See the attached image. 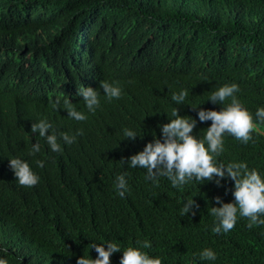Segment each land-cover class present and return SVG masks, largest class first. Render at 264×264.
Listing matches in <instances>:
<instances>
[{"label": "clouds", "instance_id": "clouds-1", "mask_svg": "<svg viewBox=\"0 0 264 264\" xmlns=\"http://www.w3.org/2000/svg\"><path fill=\"white\" fill-rule=\"evenodd\" d=\"M116 1L135 12L133 19L113 20L97 37L87 33L82 55L57 72L48 65L50 44H39L40 41L51 42L55 29L45 32L36 44L26 49L8 48L10 43L0 35V93L37 103L46 112V118L35 119L36 123L31 125L32 133H27V154L10 157L4 163L10 176L14 175L25 188L37 187L45 173L62 176L67 171L70 176L64 185L81 192L83 188L76 169L74 148L80 145L84 150L94 151L78 140L91 134V138L96 140L118 138L123 142L125 138L136 139L141 135L130 128L132 118L140 115L142 110L136 98L150 102L160 83L183 84L175 78L169 61L155 62L138 54L139 42L126 35L133 20L146 25V29L152 25L150 32L167 31L181 37L190 60L207 71L195 79V82L204 84L224 69L231 68L234 61L227 57L221 67L216 66L213 59L223 55L224 45L210 39L207 46L198 49L197 44L202 37L212 31L234 30L245 21L264 19V0H208L206 6H183L160 19L157 0ZM241 12L245 15H240ZM96 39H99V45ZM88 40L94 43L88 45ZM102 45L106 47L104 53L100 52ZM111 51L116 52L112 59L107 56ZM263 51L264 44L256 47V52ZM83 74L86 77H82ZM263 87L264 68L254 62L247 63L238 68L230 79L211 89L206 110L198 108L201 104L191 105L198 109L200 132L197 135L193 134L197 119L181 116L178 109L173 108L169 122L160 125L161 138L153 135L152 142L148 138L139 139L137 145L142 151L127 159V167L144 169L145 180L151 184L158 185L164 181L179 189L188 185H219L220 178L224 177L234 182V199L225 187L222 192H213V202L206 206L211 208L210 213L215 217L214 225L209 222L214 240L193 258L209 261L208 264L233 263L231 254L235 251L229 244V231L235 227L238 218L247 217L240 220L239 225L249 228L264 226V173L256 168L249 169L246 162L231 160L225 164L219 158L225 150L226 134L241 144L250 142L254 131L264 135V130L257 129L256 124L257 120L264 123V106L259 97L263 96ZM188 95L187 89H181L171 95V100L176 105H184ZM59 127L65 133L59 134ZM204 131L205 135L200 138ZM2 142L0 129V146ZM120 162L123 167L125 160L122 158ZM127 176L125 171L115 178L118 205L103 217L108 218L109 226L105 223L98 229L100 208L81 203L63 206L61 214L56 216L53 234L43 241L42 248L37 249L41 255L51 247L61 255L57 262L43 264H163L161 256L145 251L151 247L149 241L121 246L118 240L120 236H134L133 232L141 227L139 215L125 196L130 192ZM200 181L204 183L199 185ZM198 200L197 196L185 195L176 203L174 215L183 221L180 232L182 244L189 239L195 223L208 220L205 214L200 213V207L196 205ZM38 212V207L28 197L18 199L11 207L1 210L0 242L5 241L4 236H9V231L6 234L4 230L9 229L7 222L16 226L21 238L30 233L26 226L40 227ZM102 233L104 236H98ZM259 234L258 239L264 244V234L261 231ZM222 238L226 242L220 246ZM61 240L73 242L70 251L62 250ZM25 248L34 254L35 248L27 245ZM260 261H264V253H261ZM0 264L25 263L13 262L9 249L0 246Z\"/></svg>", "mask_w": 264, "mask_h": 264}, {"label": "trees", "instance_id": "trees-1", "mask_svg": "<svg viewBox=\"0 0 264 264\" xmlns=\"http://www.w3.org/2000/svg\"><path fill=\"white\" fill-rule=\"evenodd\" d=\"M157 1L160 5L157 6L159 19L183 6H206L208 3V0ZM135 15V12L116 0H0V35L10 43L8 48L26 49L36 44L45 32L55 29V36L51 42L40 41L39 44H50L51 58L48 65L53 72H57L66 67L70 61L82 55L85 47L83 45L84 37L87 33L97 37L113 20L133 19ZM240 15H245V13L241 12ZM145 26L133 20L126 33L127 36L139 42L138 54L155 62L169 61L173 65L175 78L183 84L160 83L154 99L150 102L141 97L136 98L142 105L140 115L131 120L130 128L141 135L136 139L125 138L123 142L118 138L96 140L91 138V134L85 138L88 139L85 145L87 149H92L94 152L84 150L79 147L80 145L74 148L77 155L76 169L83 188L81 192L64 185L65 179L70 176L67 171L62 176L45 173L35 188H25L16 181L14 175L10 176L4 167L7 157L27 154V133L28 128L30 131L32 125L30 119L46 118V112L40 109L37 103H28L15 95L0 93V129L2 132L4 131L3 142L0 146V211L11 207L14 201L23 197L30 198L32 202L36 200L34 204L39 209L37 217L40 227L26 226L30 233L24 238L19 236L16 227L10 233L12 223H7L9 236H4V239L7 240L0 242V245L4 246L5 243L13 262L43 264L58 261L61 254L51 247L41 255H36L29 252L24 245L36 249L42 248L43 241L53 234L56 216L61 214L62 208L66 204L81 203L102 209L98 216L101 220L98 221L97 227L99 229L105 223L109 226L108 218L104 219L103 217L113 212L118 205L119 195L115 190V178L126 171L130 192L125 196L132 202L139 215L141 227L139 231L133 232L135 235L132 237L120 236L118 240L121 246L136 245L137 241L147 240L151 247L145 251L161 256L163 264H193V259L202 264L209 263V261L193 257L214 240L209 231V222L212 225L215 222V217L210 213L211 208H200V213L205 214L208 220L202 219L195 223L192 226L189 239L183 244L180 241L183 221L174 215V209L182 196H197L199 200L208 196L211 201L212 193L222 192L225 187L230 197L234 199L232 195L234 182L230 178L224 177L220 178L219 185L208 183L203 186L188 185L179 189L164 181H160L158 185L151 184L145 180L146 171L142 173L144 169L127 167V159L142 151L141 147L137 145L139 139L148 138L152 142L153 135L161 138L160 125L169 122L168 117L171 118L170 114L173 108H177L178 114L181 116L187 115L197 119L196 127L193 129V134L197 135L200 132L198 109H193L191 105L201 104L198 108L206 110L211 89L230 79L238 68L247 63L254 62L257 66L264 68V51L256 52V47L264 44V19L259 22L245 21L234 30L212 31L202 37L197 44L198 49L207 46L210 39H215L224 45L223 55L213 59L216 66L221 67L227 61V57H232L234 61L231 68L224 69L212 81L204 84L195 82V79L199 75L207 74V71L190 60L185 42L181 37L171 35L167 31L150 32L152 25L147 26V29ZM148 36L151 39H146ZM95 42L100 44L99 39H96ZM90 43L93 44L94 41ZM105 48V45H102L100 52H106ZM107 56L112 59L116 57V52L111 51ZM89 71L91 72L92 69ZM181 89H187L189 95L184 105H176L171 100V95ZM262 90L263 96L259 97L264 106V87ZM4 119L6 120L4 121ZM27 121L30 122V125L27 124ZM256 124L257 129L264 130V123L257 120ZM62 130L61 127L58 128V132ZM205 133L206 131L201 132L200 138H203ZM37 137L40 139L39 135ZM252 137L253 139L247 144H241L235 142L233 136L226 134L224 137L225 150L220 154V160L225 164L231 160L243 161L247 163L249 169L256 168L264 173V135L254 131ZM122 158L125 160L123 167L120 162ZM3 173H6V176H3ZM7 176H10L9 179ZM203 183L204 181H200L199 185ZM15 186L23 189L21 193ZM90 197L92 198L90 199ZM208 204L209 201L200 205L206 207ZM185 218L187 221H192L191 218ZM238 222L239 220L235 227L229 231L230 239H234V242H229L235 251L234 254H231L232 264H264V261H260L261 253H264V244L260 241L257 242L258 237L255 239L250 237L252 232L259 234L260 229L239 225ZM238 226L243 230L251 231V234L241 235L242 231H237ZM98 236L102 237L104 233ZM61 241L62 250L70 251L73 242ZM225 242L226 239L222 238L219 245L221 246ZM78 245L79 243H77Z\"/></svg>", "mask_w": 264, "mask_h": 264}, {"label": "bare ground", "instance_id": "bare-ground-1", "mask_svg": "<svg viewBox=\"0 0 264 264\" xmlns=\"http://www.w3.org/2000/svg\"><path fill=\"white\" fill-rule=\"evenodd\" d=\"M71 56V55H70ZM75 56V55H74ZM69 57V56H68ZM72 57V56H71ZM70 61V60H69ZM61 65V64H60ZM81 68L82 67H80V70H81ZM90 72V71H89ZM84 77H86V75L84 76ZM68 93V92H67ZM67 93H65V94H67ZM138 100V99H137ZM141 101V100H140ZM23 105V104H22ZM27 107V106H26ZM23 113V112H22ZM21 114V113H20ZM56 114H57V112H56ZM26 119H27V116L25 117ZM21 119H23V118H21ZM28 119H29V117H28ZM27 124L28 125H30V122H28L27 121ZM5 128V127H4ZM5 130V129H4ZM14 130V129H13ZM6 131H7V128H6ZM29 132H31V129H30V131ZM28 132V133H29ZM3 133H4V131H3ZM60 133H65V131L64 130H62L61 132H59V134ZM7 134V133H6ZM16 134V133H15ZM8 135V134H7ZM11 135V134H10ZM19 136V135H18ZM6 137V136H5ZM7 137H9V136H7ZM11 137V136H10ZM14 138H15V136H14ZM88 139H83V140H78L79 142H82V143H85L86 141H87ZM9 141V140H8ZM7 141V142H8ZM16 142H17V140H15ZM11 142V141H10ZM13 143H14V141H13ZM10 144V143H9ZM16 145V144H15ZM12 146V145H11ZM83 146H85V145H83ZM15 147V146H14ZM70 147H74L73 145H71L70 144ZM16 148V147H15ZM2 156V155H1ZM14 156V155H13ZM23 156V155H22ZM2 158H3V156H2ZM7 159H8V157H7ZM259 159V158H258ZM1 160V159H0ZM2 162V161H1ZM2 165V164H1ZM1 167V166H0ZM8 173V172H7ZM4 174V173H3ZM3 176H6V173L3 175ZM8 178L7 179H9V177L10 176H7ZM11 177H12V175H11ZM6 178V177H5ZM13 180V179H12ZM14 181V180H13ZM47 181H48V179H47ZM53 185V184H52ZM16 187V189L21 193V191L23 190H21L20 188H19V186H15ZM44 188H45V185H44ZM50 188H52V187H50ZM8 192V191H7ZM6 192V193H7ZM57 192V191H56ZM48 193V192H47ZM11 195H12V193H11ZM1 196H3V195H1ZM28 196V195H27ZM11 197V196H10ZM202 197V196H201ZM1 198V197H0ZM4 198V197H3ZM68 198V197H67ZM71 198V197H70ZM88 198V197H87ZM92 197H90V199H91ZM34 199V198H33ZM2 200V199H1ZM4 200V199H3ZM5 201V200H4ZM36 201V200H35ZM35 201H33V203H35ZM211 202L210 201V199L208 198V196L206 197V198H204L203 200H198V201H196V205H198L200 208H208V207H201V203H204V202ZM1 203V202H0ZM94 205V204H93ZM49 211H51L49 208H47ZM55 210V209H54ZM75 211V210H74ZM73 211V212H74ZM244 218H247V217H240L238 220L240 221V220H242V219H244ZM8 223V222H7ZM12 225V224H11ZM15 225H12V227L10 228V233L12 232V231H14L15 230ZM258 228L260 229V231L264 234V226H258ZM17 229V228H16ZM18 230V229H17ZM242 231V233H241V235H243V236H247L246 234L248 233V234H251V231H249V230H243L242 228H240L239 226H238V228H237V231ZM236 231V232H237ZM18 233H20V231H18ZM16 235V234H15ZM14 235V236H15ZM260 236V234H258V233H254V232H252V235L250 236V237H252L253 239H255V238H257V237H259ZM238 237V236H237ZM231 238V237H230ZM238 239V238H237ZM4 240H7V239H4ZM23 240V239H22ZM234 239H232L231 241H233ZM239 240V239H238ZM258 241H260V240H257V242ZM62 241H60V243H61ZM234 242V241H233ZM238 242V241H237ZM247 244H249V243H247ZM252 244V243H251ZM26 245V244H25ZM24 245V246H25ZM0 246H2V245H0ZM5 246V245H4ZM22 247V246H21ZM27 247H30V246H28L27 245ZM36 249V248H35ZM45 261H48V260H45ZM55 261V260H54ZM192 263L193 264H202L201 262H199V261H195V259H193L192 260Z\"/></svg>", "mask_w": 264, "mask_h": 264}, {"label": "water", "instance_id": "water-1", "mask_svg": "<svg viewBox=\"0 0 264 264\" xmlns=\"http://www.w3.org/2000/svg\"><path fill=\"white\" fill-rule=\"evenodd\" d=\"M89 44H90V43H89V40H88V45H89ZM54 76L57 77L56 74H55ZM85 83H86V81H85ZM17 85H19V83H18ZM79 88H80V87H79ZM79 88H78V89H79ZM78 89H77V90H78ZM79 97H81V96H79ZM5 120H6V119H4V121H5ZM30 122H31L32 124H35V123H36V120L32 118V119H30ZM31 133H32V131H31ZM44 142H46V141L44 140ZM4 230H5V233L7 234V233H8V229L5 228ZM39 251H40V250L34 249L33 253L36 254V255H40V254H39V253H40Z\"/></svg>", "mask_w": 264, "mask_h": 264}]
</instances>
